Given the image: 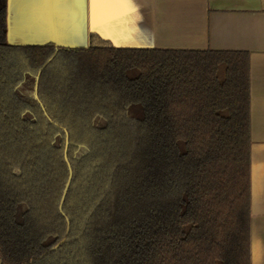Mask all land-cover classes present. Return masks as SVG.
I'll return each mask as SVG.
<instances>
[{
    "label": "trees",
    "instance_id": "trees-1",
    "mask_svg": "<svg viewBox=\"0 0 264 264\" xmlns=\"http://www.w3.org/2000/svg\"><path fill=\"white\" fill-rule=\"evenodd\" d=\"M7 16L0 264H251L248 52L15 45Z\"/></svg>",
    "mask_w": 264,
    "mask_h": 264
},
{
    "label": "crops",
    "instance_id": "crops-1",
    "mask_svg": "<svg viewBox=\"0 0 264 264\" xmlns=\"http://www.w3.org/2000/svg\"><path fill=\"white\" fill-rule=\"evenodd\" d=\"M9 40L87 47L246 51L251 264H264V0H7Z\"/></svg>",
    "mask_w": 264,
    "mask_h": 264
},
{
    "label": "water",
    "instance_id": "water-1",
    "mask_svg": "<svg viewBox=\"0 0 264 264\" xmlns=\"http://www.w3.org/2000/svg\"><path fill=\"white\" fill-rule=\"evenodd\" d=\"M7 9H8V13H9V5L7 3ZM7 40L10 44H15V45H43V44H39V43H21V42H11L9 40V21H8V16H7ZM47 43H52V42H47ZM47 43H44V44H47ZM55 44V43H53ZM57 46V44H55ZM60 46V45H58ZM61 47H70V46H61ZM88 47V46H87ZM74 48V47H73Z\"/></svg>",
    "mask_w": 264,
    "mask_h": 264
},
{
    "label": "rangeland",
    "instance_id": "rangeland-1",
    "mask_svg": "<svg viewBox=\"0 0 264 264\" xmlns=\"http://www.w3.org/2000/svg\"><path fill=\"white\" fill-rule=\"evenodd\" d=\"M24 91V90H23Z\"/></svg>",
    "mask_w": 264,
    "mask_h": 264
}]
</instances>
